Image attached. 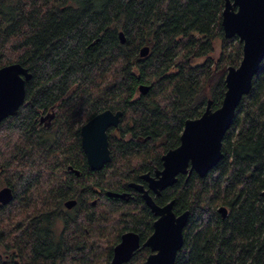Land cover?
<instances>
[{"label":"trees","instance_id":"obj_1","mask_svg":"<svg viewBox=\"0 0 264 264\" xmlns=\"http://www.w3.org/2000/svg\"><path fill=\"white\" fill-rule=\"evenodd\" d=\"M223 7L224 0H0V68L19 64L31 76L23 105L0 123V181L13 194L0 204V264H109L122 230L148 237L154 218L141 197L106 194L132 193L128 184L179 145L186 120L209 101L212 110L221 106L227 70L242 58L238 39L223 36ZM144 46L149 54L140 58ZM52 110L51 123L41 122ZM105 110L122 116L107 134L110 161L92 171L79 129ZM221 152L204 177L179 175L156 199L189 213L175 264H264V60ZM68 200L73 211L63 207ZM147 253L127 264H145Z\"/></svg>","mask_w":264,"mask_h":264},{"label":"water","instance_id":"obj_2","mask_svg":"<svg viewBox=\"0 0 264 264\" xmlns=\"http://www.w3.org/2000/svg\"><path fill=\"white\" fill-rule=\"evenodd\" d=\"M221 28L226 39L237 38L242 45V58L237 67H229L225 76V93L221 106L212 110L208 102L202 115L194 120H186L179 138V145L167 151L161 158L162 169L154 176L143 174L140 179L147 184L129 183L128 187L139 193L145 205L156 216L153 232L143 247L150 249L145 264H175L177 253L183 246L184 228L188 221L187 211L176 215L171 200L158 206L150 192L156 197L177 182L178 175L188 176L194 172L204 177L221 159L223 138L228 131L241 99L250 89L254 76L264 60V0H224L221 13ZM121 44L125 43L123 32L118 33ZM139 57L149 54V47L139 49ZM30 73L19 64L0 68V123L16 115L26 96V82ZM138 92H148V87L140 85ZM121 111L105 110L83 124L79 130L80 147L90 170L100 171L110 161L107 131L118 128ZM69 171H74L68 167ZM108 197L127 200L129 194L110 193ZM264 196V192H263ZM13 200L9 187L0 189V204L8 205ZM76 205L75 200L64 203L67 209ZM218 213L226 215L220 207ZM139 247L138 237L125 233L113 249L110 264H127Z\"/></svg>","mask_w":264,"mask_h":264},{"label":"flooded vegetation","instance_id":"obj_3","mask_svg":"<svg viewBox=\"0 0 264 264\" xmlns=\"http://www.w3.org/2000/svg\"><path fill=\"white\" fill-rule=\"evenodd\" d=\"M52 118H53V113H50V114H47L44 118H41L40 120H41V122H43L44 120H46L47 119V123H51V121H52ZM119 123H120V120H119ZM119 125V124H118ZM81 128V127H80ZM110 129H113L114 131H118V128L117 129H115V128H109L108 129V131H107V134L108 133H110ZM80 130V129H79ZM108 147H109V143H108ZM174 149V148H173ZM169 150H172V149H169ZM168 150V151H169ZM109 152H110V148H109ZM167 152V151H166ZM165 152V153H166ZM165 153H163L160 157H159V160H160V162H161V166H160V168L159 169H157V170H154V172H152V173H150V172H146V173H143V174H150V176H154V174H155V172L156 171H159V170H161L162 169V161H161V158H162V156L165 154ZM192 173H194V172H192ZM191 173V174H192ZM143 174H141V175H143ZM190 174V175H191ZM140 175V176H141ZM190 175L188 176V174H185V175H182V176H185L186 178H188V177H190ZM179 176V175H178ZM178 176H177V178H178ZM133 183H136V184H141V185H143V187L144 188H146L147 189V184H146V182H144V181H142L141 179H140V177H139V182H133ZM5 187V186H4ZM131 189V188H130ZM132 191V193H128L129 195H128V197H127V199H131L132 198V196L133 195H139L140 197H141V195L139 194V193H137L136 191H134L133 189H131ZM130 194H132V195H130ZM150 195L153 197V199H154V201H155V203L158 205V206H163V205H159L157 202H156V199L160 196H155L154 194H152L151 192H150ZM141 199H142V197H141ZM144 202V201H143ZM65 203V202H64ZM64 203H63V207L67 210V211H73L74 210V208H75V206L74 207H72L71 209H67L65 206H64ZM145 204V203H144ZM146 206V205H145ZM147 207V206H146ZM148 208V207H147ZM148 210H149V212L152 214V216H153V218H154V220H153V222H152V230H151V232L149 233V235H148V237L152 234V232H153V223H154V221L156 220V216H154V214L150 211V209L148 208ZM173 212H174V210H173ZM125 233H133V234H135L137 237H138V240H139V247H138V249L137 250H135L134 251V253H133V256H132V258L136 255V254H139L140 252H142L143 250H147L148 251V253H147V255H146V258H147V256L150 254V249L149 248H145V247H143V244H144V242L148 239V237H146L145 239H141V237H140V235L136 232V231H133V230H131V229H125V230H122L120 233H119V240H118V242L115 244V245H113V247L111 248V256L109 257V264H110V262H111V259H112V256H113V249H114V247L120 242V239H121V236L123 235V234H125ZM131 258V259H132ZM146 260V259H145ZM131 261V260H130Z\"/></svg>","mask_w":264,"mask_h":264},{"label":"rangeland","instance_id":"obj_4","mask_svg":"<svg viewBox=\"0 0 264 264\" xmlns=\"http://www.w3.org/2000/svg\"><path fill=\"white\" fill-rule=\"evenodd\" d=\"M199 62H200V60H199ZM54 111H55V110L49 111L47 114L54 113ZM45 116H46V114H43L41 117L44 118ZM40 121H41V120H40ZM2 187H4V185H3V184L1 183V181H0V189H1Z\"/></svg>","mask_w":264,"mask_h":264}]
</instances>
